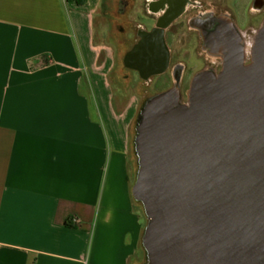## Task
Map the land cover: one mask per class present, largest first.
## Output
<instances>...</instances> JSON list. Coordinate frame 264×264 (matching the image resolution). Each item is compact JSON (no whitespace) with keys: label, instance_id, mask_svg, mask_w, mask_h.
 I'll list each match as a JSON object with an SVG mask.
<instances>
[{"label":"crops","instance_id":"crops-1","mask_svg":"<svg viewBox=\"0 0 264 264\" xmlns=\"http://www.w3.org/2000/svg\"><path fill=\"white\" fill-rule=\"evenodd\" d=\"M101 3L0 0V264L146 260L139 108L98 64Z\"/></svg>","mask_w":264,"mask_h":264},{"label":"water","instance_id":"water-1","mask_svg":"<svg viewBox=\"0 0 264 264\" xmlns=\"http://www.w3.org/2000/svg\"><path fill=\"white\" fill-rule=\"evenodd\" d=\"M250 54L197 73L187 102L175 84L141 108L144 264H264V23Z\"/></svg>","mask_w":264,"mask_h":264},{"label":"flooded vegetation","instance_id":"flooded-vegetation-1","mask_svg":"<svg viewBox=\"0 0 264 264\" xmlns=\"http://www.w3.org/2000/svg\"><path fill=\"white\" fill-rule=\"evenodd\" d=\"M247 7L250 18L245 22L234 11H245L242 8ZM145 13L147 21L134 25L152 27L138 30V41L126 54L124 63L145 80L169 73L173 86L178 84L182 89L187 66L182 60L174 61L177 52L173 45L179 44L180 54L194 47L203 57L206 66L197 73L204 70L219 73L228 53L247 65L251 62L248 47L264 23V0H250L248 6L242 0H146ZM253 20L260 22L258 29L243 26L256 25ZM158 32L163 35L164 45Z\"/></svg>","mask_w":264,"mask_h":264},{"label":"rangeland","instance_id":"rangeland-1","mask_svg":"<svg viewBox=\"0 0 264 264\" xmlns=\"http://www.w3.org/2000/svg\"><path fill=\"white\" fill-rule=\"evenodd\" d=\"M230 1L232 2L233 0ZM242 2L247 4V6L250 5V0H242ZM145 4L146 0H102L95 16L93 39L95 53L99 55L98 64L100 66L105 65V69L109 71V80L113 84L116 98L123 96V100L128 104L136 102L139 113L149 98L172 88L174 84L169 73L145 80L139 76L137 71H133L124 63L126 54L138 41V30L142 27L147 29L152 27V25H134L147 21ZM242 9L245 11H234L235 16L239 19L244 17L245 22L246 20L249 21L248 7ZM253 23L256 25L243 26L247 29H258L259 25L257 24L260 22L253 20ZM179 47V44L176 45L175 43L173 45V50L177 52V54L174 53V61L182 60L187 66L181 89L183 102H187V95L193 77L202 67L206 66V62L202 56L198 55V52H195L194 47L190 48V51H181V54ZM196 51L198 50L196 49ZM135 136L136 128L132 136V148L134 150ZM135 162L138 168L137 156H135ZM139 207L141 210L143 209L141 204H139Z\"/></svg>","mask_w":264,"mask_h":264},{"label":"bare ground","instance_id":"bare-ground-1","mask_svg":"<svg viewBox=\"0 0 264 264\" xmlns=\"http://www.w3.org/2000/svg\"><path fill=\"white\" fill-rule=\"evenodd\" d=\"M252 42H251V44L249 45V47H248V51L250 52V50H251V46H252Z\"/></svg>","mask_w":264,"mask_h":264},{"label":"built area","instance_id":"built-area-1","mask_svg":"<svg viewBox=\"0 0 264 264\" xmlns=\"http://www.w3.org/2000/svg\"><path fill=\"white\" fill-rule=\"evenodd\" d=\"M75 222H78L76 219H74Z\"/></svg>","mask_w":264,"mask_h":264}]
</instances>
